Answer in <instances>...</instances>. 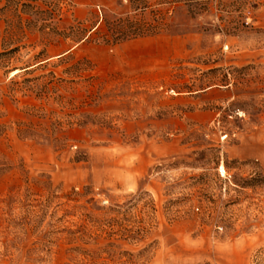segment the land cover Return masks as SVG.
Masks as SVG:
<instances>
[{
  "label": "rangeland",
  "instance_id": "1",
  "mask_svg": "<svg viewBox=\"0 0 264 264\" xmlns=\"http://www.w3.org/2000/svg\"><path fill=\"white\" fill-rule=\"evenodd\" d=\"M146 1L0 0V264H264V0Z\"/></svg>",
  "mask_w": 264,
  "mask_h": 264
},
{
  "label": "trees",
  "instance_id": "2",
  "mask_svg": "<svg viewBox=\"0 0 264 264\" xmlns=\"http://www.w3.org/2000/svg\"><path fill=\"white\" fill-rule=\"evenodd\" d=\"M126 1L127 5H121L124 10L122 14L115 16L107 14L102 15L95 34L97 38L104 43L116 44L124 40L154 33L159 28L161 22L159 24L158 20L155 25H152L136 18L137 12H142L147 7L145 6L146 0ZM178 1L197 3L200 0H171L167 3L171 4ZM129 13H133L132 16Z\"/></svg>",
  "mask_w": 264,
  "mask_h": 264
},
{
  "label": "bare ground",
  "instance_id": "3",
  "mask_svg": "<svg viewBox=\"0 0 264 264\" xmlns=\"http://www.w3.org/2000/svg\"><path fill=\"white\" fill-rule=\"evenodd\" d=\"M221 171L224 172V168L223 167L221 168Z\"/></svg>",
  "mask_w": 264,
  "mask_h": 264
}]
</instances>
